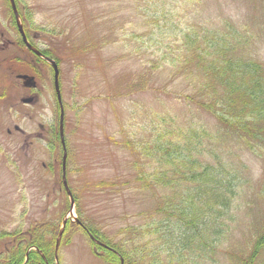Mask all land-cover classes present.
I'll use <instances>...</instances> for the list:
<instances>
[{"label":"rangeland","instance_id":"obj_1","mask_svg":"<svg viewBox=\"0 0 264 264\" xmlns=\"http://www.w3.org/2000/svg\"><path fill=\"white\" fill-rule=\"evenodd\" d=\"M16 3L28 40L35 49L49 52L59 65L66 178L78 201L72 215L62 183L60 109L53 70L25 47L10 0H0V232L8 235L0 238V258L13 257L14 241L39 237L45 226L55 225L61 232L63 220L68 219L63 236L55 238L58 248H53L46 264H114L77 225V218H82L79 207L112 244L124 240L132 227L149 223L160 205L154 190L157 196L165 195V190L158 186L127 190L129 186L108 184L99 191L92 184L152 172L157 165L154 158H147L139 149L126 150L121 142L154 143L155 134L167 127L206 131V149H215L223 160L245 168L242 174L248 188L237 201V206L242 204L240 221L244 222L215 251L214 262H205L240 264L264 226V157L254 154L237 135L227 136L215 116L179 100L178 94L189 93L190 85L181 78L169 83L167 72L152 69V65L161 56L158 41L173 40L171 28L229 26L248 38L249 58L264 67V0ZM160 32L167 37L162 39ZM19 74L33 76L36 90L25 88L17 79ZM29 97L36 101L24 104L22 100ZM164 114L175 116L177 124H163ZM207 136H216V140ZM260 151L264 154V148ZM125 248L129 250V245Z\"/></svg>","mask_w":264,"mask_h":264},{"label":"trees","instance_id":"obj_2","mask_svg":"<svg viewBox=\"0 0 264 264\" xmlns=\"http://www.w3.org/2000/svg\"><path fill=\"white\" fill-rule=\"evenodd\" d=\"M228 27L171 28L173 40L158 41L161 56L154 61L152 69L167 72L169 83L181 78L189 84V93H179V100L215 116L223 123L227 136L237 135L254 154L264 157L262 151L259 152L264 148V67L258 60L249 58L248 38L240 30ZM160 35L162 39L167 37L164 32ZM43 53L53 58L49 52ZM145 83L143 87L146 88ZM160 92L166 91L161 89ZM163 116V124H177L175 116ZM206 135V131L189 129L184 132L165 127L155 134L154 143L121 142L126 150L139 149L147 158H154L156 167L150 173L128 174L119 179L121 181L102 179L92 185L99 191L106 189L108 184V187L129 186L127 190L158 186L166 194L159 196L158 193L157 196L154 190L153 197L160 205L152 212L150 222L132 227L128 236L116 244L110 243L90 224L79 207L78 214L82 215L79 219L85 228L114 249L112 252L98 247L105 251L106 260L114 264H120L121 259L124 264L214 262L213 257L218 254L215 251L224 246L231 233L244 222L240 221L242 204L237 206V201L248 188V181L242 174L245 168L235 166L234 161L223 160L215 149L205 148L203 138ZM207 138L216 140V136ZM221 138L224 140L223 135ZM139 143L141 146L136 148ZM74 193L72 191L77 202ZM45 227L39 237L14 241L13 257L0 258V264H24L26 252L32 247L50 258L58 229L55 225ZM6 236L0 232V238ZM127 245L129 250L125 248ZM26 264L46 263L38 252H31ZM240 264H264V226L259 228Z\"/></svg>","mask_w":264,"mask_h":264},{"label":"water","instance_id":"obj_3","mask_svg":"<svg viewBox=\"0 0 264 264\" xmlns=\"http://www.w3.org/2000/svg\"><path fill=\"white\" fill-rule=\"evenodd\" d=\"M12 4H13V10H14V13L15 15L17 16V9H16V6H15V2L14 0H12ZM19 31L21 33V35L23 36V39L24 41L27 43V40H26V37H25V34L23 32V29L21 26H19ZM27 46L29 48H31V46L29 44H27ZM34 52L39 55V56H43L40 52L34 50ZM44 58V57H43ZM49 64H51V66L53 67L54 69V77H55V89H56V93H57V97H58V101L60 104H62V100H61V92H60V89H59V68L56 64V62H54L53 60L49 59V58H44ZM20 78L24 79V80H27L28 83H26V85H29L30 87H35L36 84L34 82V78L33 77H29V76H21ZM32 101V99H25L23 100L24 103H30ZM60 136H61V143L63 145V149L65 151V157H64V161H63V169L65 170V164H66V146H65V139H64V110L61 109V116H60ZM65 172V171H64ZM64 185L66 187V190L68 192V194L71 196V193L69 192V189L67 187V183L66 181L64 180ZM71 205L73 206L74 205V201L73 199L71 198ZM64 225H66V222L64 223ZM62 236V233L60 234V237ZM91 236V235H90ZM91 239L95 241V239L93 238V236H91ZM96 242V241H95ZM59 244V243H58ZM99 244V243H98ZM121 264H123V261H121Z\"/></svg>","mask_w":264,"mask_h":264},{"label":"flooded vegetation","instance_id":"obj_4","mask_svg":"<svg viewBox=\"0 0 264 264\" xmlns=\"http://www.w3.org/2000/svg\"><path fill=\"white\" fill-rule=\"evenodd\" d=\"M31 45H32V44H31ZM35 101H36V97H34V100L32 101V103H34ZM32 103H31V104H32Z\"/></svg>","mask_w":264,"mask_h":264}]
</instances>
